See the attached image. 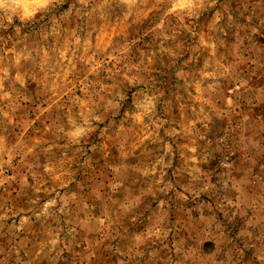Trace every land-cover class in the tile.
Masks as SVG:
<instances>
[{"label": "rangeland", "instance_id": "rangeland-1", "mask_svg": "<svg viewBox=\"0 0 264 264\" xmlns=\"http://www.w3.org/2000/svg\"><path fill=\"white\" fill-rule=\"evenodd\" d=\"M0 264H264V0H0Z\"/></svg>", "mask_w": 264, "mask_h": 264}]
</instances>
